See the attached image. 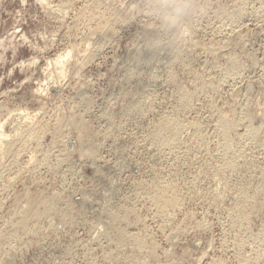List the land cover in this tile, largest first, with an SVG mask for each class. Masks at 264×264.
Segmentation results:
<instances>
[{"label":"rangeland","instance_id":"374dc122","mask_svg":"<svg viewBox=\"0 0 264 264\" xmlns=\"http://www.w3.org/2000/svg\"><path fill=\"white\" fill-rule=\"evenodd\" d=\"M184 2L0 0V123L44 130L0 154V264H264V0Z\"/></svg>","mask_w":264,"mask_h":264},{"label":"bare ground","instance_id":"6f19581e","mask_svg":"<svg viewBox=\"0 0 264 264\" xmlns=\"http://www.w3.org/2000/svg\"><path fill=\"white\" fill-rule=\"evenodd\" d=\"M163 4H164V2H163ZM115 10V9H114ZM116 11V10H115ZM113 13H115L114 11H113ZM114 15V14H113ZM118 15V14H117ZM117 15H115V17L117 18ZM111 17V16H110ZM119 18V17H118ZM123 22V21H122ZM114 24V23H113ZM120 24V23H119ZM111 28V27H110ZM108 31V30H107ZM110 31V32H109ZM108 32H106V35H111L110 33H112V35H113V32H112V29L111 30H109ZM114 31V30H113ZM146 33H148V31L146 30L145 31ZM111 37V36H110ZM82 47V46H81ZM92 43L90 42V41H86L85 42V44L83 45V48H82V50L80 51L79 49H76V48H72V49H70V50H65L64 52H62V53H59V54H57V56L51 61V64L54 66V67H56V75L58 76V77H61V76H63L64 75V73H65V64L66 63H71V60H73V59H82L83 57H85V54H81V52H84V53H86V54H92L91 52H92ZM97 47H99V46H97ZM101 48V47H100ZM88 55V56H89ZM91 56V55H90ZM86 58V57H85ZM231 59V58H230ZM84 60V58L82 59V60H79V61H83ZM74 62H75V60H74ZM228 62V61H227ZM77 63V62H76ZM82 63V62H81ZM229 67H228V69H226L227 70V73H226V75L225 76H235L236 74H237V70H236V67H235V65H234V63H233V60L231 59V60H229ZM227 64V65H228ZM81 65V64H80ZM80 65L78 64L76 67H77V69H76V73L78 74V72L80 71L79 69H80ZM81 68H82V66H81ZM172 75V74H171ZM174 78V75L173 76H171V78ZM186 93H183V96L184 97H186ZM1 104V103H0ZM35 116V115H34ZM27 117V116H26ZM36 117V116H35ZM34 117V119L36 120V118ZM34 119H32L31 117H27V119H24V125H23V129L26 131H28V134L29 135H27L28 137H24V136H26V135H24L23 136V134H21L22 132L21 131H19V128L18 127H16L17 126V124L14 126V127H16V128H14L13 127V129H14V133H12V132H10V133H6V131L4 130V128H3V124L2 123H0V154H1V152L4 154H8L11 158H12V162L14 161H16L17 160V158L19 157V155H20V153L21 152H24V150H26L25 148H26V145H27V143H28V145H29V143L31 142L32 144H33V142L35 143V144H33L34 145V147L32 148V150L30 149V151H33L32 153H34L35 151H36V149L38 148L37 147V142H38V140H39V138H40V133H41V130H43L42 129V126H41V128L39 127H36V122H34ZM50 118H48V120H49ZM71 125H73L75 128H78L79 130H80V132H86L85 130H86V122L84 121V119L81 117V116H75L73 119H71V120H67ZM35 123V124H34ZM46 123V122H45ZM48 124H49V122H47ZM53 123V122H52ZM169 123H171V122H169V121H167L166 122V124H169ZM221 123H222V125L224 126V127H226V128H229L230 126H229V123L225 120V119H222V121H221ZM47 124V125H48ZM44 125V124H43ZM19 126H22V125H19ZM44 127V126H43ZM22 128V127H21ZM59 127H57L56 129H58ZM12 129V128H11ZM22 129V130H23ZM13 131V130H12ZM44 131V130H43ZM43 131H42V133H43ZM8 132V131H7ZM21 132V133H20ZM41 133V134H42ZM31 144V145H32ZM27 145V146H28ZM38 146H39V144H38ZM29 148H31V147H29ZM66 148H68V147H66ZM28 149V148H27ZM29 150V149H28ZM65 150L66 149H64V156H63V158H62V161H68L69 160V158H70V155H74V153H72L71 152V150H70V148L69 149H67L66 150V152H65ZM69 150V151H68ZM30 151H28L29 153H31ZM77 153H79L78 155L79 156H91L92 154H93V150L91 149V148H84L83 146H80V149H76L75 150ZM74 151V152H75ZM28 153V154H29ZM26 154V153H25ZM24 154V155H25ZM20 157H22V156H20ZM30 159H32L33 157H35V155H29L28 156ZM27 157V158H28ZM30 159H29V161H30ZM6 183H9V181L7 180V182ZM165 194H167L166 192H164V191H161V192H159V193H157L154 197V200L158 203V205L160 204V205H162V206H160L161 208L163 207H166L167 209L168 208H170V209H173V207H174V209H177V208H175V201H173V200H171V199H173V198H171V197H169V198H171V199H168L167 197H168V194H167V197H166V195ZM31 201V204L28 206V207H24V208H27L21 215H20V217H19V219L18 220H20V222L21 223H23V222H25L29 217H33L34 219H39V218H41V217H43V215H45L47 212H48V209L50 208V205H48L49 203L47 202V201H43V200H40L39 198H37V197H35V199L33 198V199H31L30 200ZM155 202V203H156ZM156 203V204H157ZM177 206H178V203H177ZM172 211V210H171ZM122 215V214H121ZM130 215V211L129 210H126V211H124V216H129ZM120 215H115V216H113V217H111V219L110 218H108V219H110V222L108 223L110 226H111V228L110 229H112L113 230V232H114V234L113 235H115V236H117V237H119V238H121V239H123L124 237H125V235H126V233L124 232V231H122L121 229H120V226H119V224H117L116 225V223H119L120 222ZM123 219H124V217H123ZM122 219V220H123ZM121 220V221H122ZM115 221H119V222H115ZM124 221V220H123ZM107 222H108V220H107ZM114 222H115V224H114ZM121 224V223H120ZM105 235H106V237H107V239H108V241L110 240L111 241V238H110V235L112 236V234H110L109 235V233H105ZM139 243V242H138ZM148 255H149V253H148ZM150 255H153V252L152 251H150ZM261 255V254H260ZM262 255H263V257H264V249L262 250ZM151 257V256H150Z\"/></svg>","mask_w":264,"mask_h":264},{"label":"clouds","instance_id":"9594fccd","mask_svg":"<svg viewBox=\"0 0 264 264\" xmlns=\"http://www.w3.org/2000/svg\"><path fill=\"white\" fill-rule=\"evenodd\" d=\"M165 3L171 4V7L174 10V15L175 16H180L184 14L187 11H190V5L187 2H184V0H165Z\"/></svg>","mask_w":264,"mask_h":264}]
</instances>
